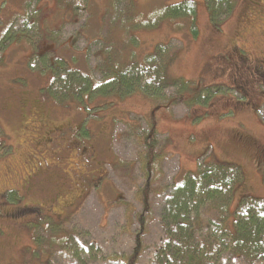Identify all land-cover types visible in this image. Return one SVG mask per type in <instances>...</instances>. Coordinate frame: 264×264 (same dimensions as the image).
<instances>
[{
	"label": "rangeland",
	"instance_id": "rangeland-1",
	"mask_svg": "<svg viewBox=\"0 0 264 264\" xmlns=\"http://www.w3.org/2000/svg\"><path fill=\"white\" fill-rule=\"evenodd\" d=\"M181 1L134 0L133 11L113 19L111 9L114 15L123 11L116 10L114 0H85L81 13L75 9L80 0H0V41L14 31L0 62V146L6 145L0 149V193L5 192L0 264H74L58 255L67 235L128 263L141 241L146 252L138 264H145L161 231L164 196L203 162L241 167L232 211L244 196L264 197V84L251 82L243 94L233 87L230 68H221L222 55L234 43H244L248 54L243 57L263 59L264 14L258 15L261 21L253 15L259 0H235L220 27L212 23L205 0H194V17H166L167 7ZM244 12L249 23L239 30ZM158 19L156 25H141ZM132 23L135 40L127 44L125 29ZM162 44L170 48L168 75L192 89L187 97L181 99L173 86L163 98L141 89L123 96L101 93L109 60L121 67L142 62ZM61 56L92 82L80 98L62 101L49 89L50 63ZM207 85L218 92L205 105L193 104V96L199 97L194 91ZM32 107L50 121L43 155L26 122ZM40 166L28 179L27 170L31 174ZM56 195L69 200L67 211L54 205ZM40 204L62 212L61 217L48 208L36 210Z\"/></svg>",
	"mask_w": 264,
	"mask_h": 264
},
{
	"label": "trees",
	"instance_id": "trees-1",
	"mask_svg": "<svg viewBox=\"0 0 264 264\" xmlns=\"http://www.w3.org/2000/svg\"><path fill=\"white\" fill-rule=\"evenodd\" d=\"M205 2L211 21L216 27L221 26L236 3L235 0H205ZM114 3L116 10L123 8V11L114 15L111 9L109 12L113 15V19H118L121 13L125 14L128 9L130 11L135 9L134 0H114ZM75 9L80 13L86 9L85 0L84 3L80 0V4ZM195 14L194 0H183L168 6L165 10V16L168 18L194 17ZM113 19H111L112 24H114ZM28 21L29 17L25 22ZM127 21L128 19L125 18L123 23ZM159 21L160 19L155 20V23L144 21L141 25L153 26ZM109 26L113 27L110 24ZM121 27L125 29L126 25ZM135 27L133 23L127 24L125 29L127 41L124 43L129 44L128 41L134 43L135 38L131 28ZM192 27L195 36L198 34V29H195L194 25ZM13 32L0 41V62L4 60L8 46L11 45ZM157 46L156 52L145 57L142 62L135 60L130 65L121 67L109 60V63L107 62L109 70L103 71L104 76L109 78L99 86L102 91L99 88L98 90L103 95L116 93L123 96L141 89L150 95L163 98L166 96L164 95L166 89L173 86L181 99L187 97L192 90L189 83L184 82L183 79H173L168 75L169 46L163 44ZM105 49L106 47L104 51ZM50 68L53 70L54 80L49 89L62 101L69 100L72 96L80 98L83 93L90 91L92 82L87 78L88 75L73 68L64 57L53 60ZM207 86L202 92L194 91L199 97L193 96V104L195 101H202L205 105L209 99H212V94L218 92L214 87L207 88ZM78 91L80 93H77ZM171 97L174 98V95ZM182 102L188 107L192 104L186 99ZM5 147L6 145L2 144L0 149ZM241 178L242 169L239 165L212 160L203 162L199 165L198 172L187 174L182 182L174 183L168 194L164 196L160 215L161 231L157 242L150 247V250L148 249L150 256L145 264H264V197L244 196L232 211L235 190L241 183ZM12 200L16 199L13 197ZM232 217L233 226H231ZM79 239V236L67 235L61 242L58 255L65 254V258L70 259L74 264H138V258L146 252L141 241L137 242L139 239L135 238L136 254L130 255L131 259L128 263L119 258L117 253H113L112 256L103 255L99 245L93 242L83 243ZM36 241L39 243V236ZM52 242L56 244V241Z\"/></svg>",
	"mask_w": 264,
	"mask_h": 264
},
{
	"label": "flooded vegetation",
	"instance_id": "flooded-vegetation-1",
	"mask_svg": "<svg viewBox=\"0 0 264 264\" xmlns=\"http://www.w3.org/2000/svg\"><path fill=\"white\" fill-rule=\"evenodd\" d=\"M257 7L253 8V12H254V16L255 17H259L258 15H263L264 12V1L263 0H259L256 3ZM246 12V11H245ZM243 14V20L240 23V27L239 30L243 27L246 26L249 23V17L247 16V13ZM259 21L263 20V18L259 17L258 18ZM246 31V30H245ZM239 33V32H238ZM239 36L240 33H239ZM225 54L222 55V63H221V68L225 69V67L230 68V71H232L233 76L235 77V84L233 85V87H236L238 89V91H240L243 94H246L249 89L250 83L251 82H256V84H261L263 86L264 83H262V77L264 75V57L263 59H261V61L257 60V61H252L249 58H246L245 56L243 57V54H248V52L244 49V43H241V45H238L237 43L228 49L226 52H224ZM253 71L249 70V67L253 66ZM246 68L248 69V74L249 75H245ZM262 69V72H261ZM255 72L258 73V76H256V80H255ZM236 85V86H235ZM262 90V89H261ZM23 103L24 105L27 107V101H23L22 102V107H23ZM38 112H40L39 116H35L36 114H38ZM29 122V130H30V136L32 137V139L34 141H36V145L38 148V152L40 155H43L45 153V150H47L49 148V144H50V132H49V128H50V121H49V117L47 114L43 115L42 111L33 108L31 109V113L28 116V118L26 119V122ZM54 133V132H53ZM250 141V140H249ZM251 142V141H250ZM35 144V142H34ZM42 166H40L39 168H37L35 171H32L30 174V171L27 170V175H28V179H31L32 176L37 175L39 173V171L41 170ZM73 171V169L71 170ZM28 184V182L26 183ZM76 196H74L73 199H76V197L80 194L79 192H76ZM5 196V192L4 193H0V199H2ZM54 200V205L58 206V207H62L60 209L66 210L68 208V199H66L63 195H56L53 197ZM65 200V201H64ZM60 201H64L66 206H63ZM4 203H0V206L3 205ZM42 206H39L37 209L39 210H43L48 208L50 210H52L51 206H46L43 204H40ZM53 217H61L62 212L58 213V212H54V210H52V214Z\"/></svg>",
	"mask_w": 264,
	"mask_h": 264
}]
</instances>
